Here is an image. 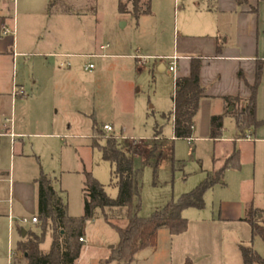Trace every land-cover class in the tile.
<instances>
[{"label":"rangeland","instance_id":"rangeland-1","mask_svg":"<svg viewBox=\"0 0 264 264\" xmlns=\"http://www.w3.org/2000/svg\"><path fill=\"white\" fill-rule=\"evenodd\" d=\"M2 1L7 8L6 28L10 34L4 36L1 33V40L11 42L12 39L16 43V48L13 49L12 45L8 47L9 54L0 55V70L7 71L5 78L8 88H11L14 78L27 89L30 88L33 67L44 59L34 56L36 52L83 55L82 58L71 60L80 64L72 76L64 78L60 74L56 75V79L65 81V96L43 103L49 105L47 117H55L58 130H68L71 125V134L83 133V141L68 142L65 151L50 147L41 150L42 157L39 155L44 173L59 180L55 188L67 203L70 217L78 218L83 214L85 171L92 173L111 198L115 199L118 195L110 163L103 160L97 149L90 147L94 120L101 129L103 124L111 123L113 133L103 134L117 136L122 148L129 145L131 149L139 150L135 165L143 168L140 216L149 217L156 210L163 209L172 199H178L181 194L192 191L200 184L199 181L189 191L182 192L183 187L192 186L191 181L199 173L195 170L200 166L189 143L174 140L172 121L163 118V114L168 115L172 111L171 95H174L175 79L169 72L159 73L155 63L161 61L152 57L164 56L172 50L176 6H179V2L154 0L153 15L141 17L136 25L132 15L120 14L119 0H93L94 3L92 0H85V3L83 0ZM51 3L54 4L53 8L48 10ZM92 7L96 8L97 14L92 13ZM128 8L132 10L131 3ZM121 19L128 21V27L122 28ZM107 44L112 49L119 47L118 51L123 55H134L120 59H87V55L113 52L100 50L102 45ZM139 46L141 51L138 52ZM13 50L26 52L27 55L13 58ZM49 61L54 63L55 59L50 58ZM89 63L94 65L91 72L85 71ZM8 107L10 113V104ZM13 107L17 114V129L43 132L38 129L41 118L34 109L36 102L31 96L18 99ZM226 123L229 129H236L233 118H228ZM160 131L162 139L156 140V134ZM95 137L105 143L102 135ZM187 177L189 181L185 180ZM23 218L31 220L30 215H22L18 219L20 226H15L12 232L11 247L8 224L5 226L0 220V264H9V250L16 252L22 230L40 233V226L22 224L20 220ZM114 223L125 227L127 220H115ZM84 234L88 242L84 246L90 247V250L82 254L78 264H100L102 259L109 258V248L119 243L118 232L103 218L87 221ZM50 242L51 229L48 228L42 250L48 251ZM255 249L264 258L263 242L258 240ZM153 253V249L143 251L137 264L164 262V254L158 262V256Z\"/></svg>","mask_w":264,"mask_h":264},{"label":"crops","instance_id":"crops-1","mask_svg":"<svg viewBox=\"0 0 264 264\" xmlns=\"http://www.w3.org/2000/svg\"><path fill=\"white\" fill-rule=\"evenodd\" d=\"M83 2L85 3V0ZM92 2L94 3L93 0ZM178 2L172 50L164 56L152 57L161 61L155 63L159 73H171L168 69L169 58L177 56V78L190 75L192 59L202 61L200 78L206 93L200 101L194 120L192 138L183 140L189 143L200 167L195 170L199 173L191 181L192 186L183 187L182 192L189 191L199 181L203 182L209 173L221 169L235 148L240 152L241 169H229L225 172L223 182L205 194L204 209H187L183 212V216L188 220L185 233L172 236L168 230H160L158 245L153 254L158 256V262L159 257L164 254V262L159 264H243L241 247L255 249L258 240L263 242L260 238L253 241L251 226L242 219L249 207L264 209V125L246 138H239L236 123V129L227 127L226 120L233 118L227 113L233 112L234 107H229L225 99L238 98L245 101L252 95L251 87L255 83L257 61L264 62V0H176V4ZM50 5L48 10L53 8H50ZM6 12L7 8L0 0L2 35L8 30ZM153 13L154 0H151V14ZM94 14H97V11ZM139 20L140 18L135 19L136 25ZM119 22L122 28L128 27L127 20L121 19ZM10 41L3 42L0 36V55L9 54L10 45L13 49L16 48V43L12 39ZM100 50L113 52L87 55V59H120L134 55H123L118 51L119 47L112 49L110 44L102 45ZM137 51H141L140 46ZM26 55V52L13 50V58ZM33 55L44 59L33 67L29 89L15 78L11 88H8L5 78L7 71L0 70V195L4 192L0 198V220L5 226L8 224L10 247L12 232L15 226H20L18 219L22 215H30L31 219L38 217V190L35 181L42 167L39 161V155L43 156L41 150L50 147L56 150L59 147L63 152L67 149L68 142L83 141V133L71 134V125L68 130H58L55 117H47L49 105L43 104L65 96V81L56 79V75L60 74L59 76L64 78L72 76L80 64L71 60L82 58L83 55L52 51L36 52ZM50 58L55 59L54 63L49 61ZM63 68L68 69L70 73ZM15 88L23 89L24 95L14 97ZM30 96L36 102L34 109L41 118L38 129L43 132L17 129V114L13 106L18 99ZM171 97L173 110V95ZM8 104L11 106L10 113ZM52 109L54 110V107ZM52 109L50 111H53ZM213 116L224 117L223 136L216 142L210 139ZM256 117L258 121H264V67L257 93ZM105 125H110L114 130L111 123L103 124L102 129ZM173 138L176 140L174 128ZM155 139L162 137L160 135ZM90 144L92 145V141ZM185 180L189 181V177ZM31 225L39 226L40 221L39 224ZM83 239V245L88 244L85 234ZM51 243L52 241L49 249ZM147 249L150 248L139 251L132 264H137L140 254ZM89 250L90 247L84 246L82 254ZM106 261L107 257L102 259L100 264H107Z\"/></svg>","mask_w":264,"mask_h":264},{"label":"trees","instance_id":"trees-1","mask_svg":"<svg viewBox=\"0 0 264 264\" xmlns=\"http://www.w3.org/2000/svg\"><path fill=\"white\" fill-rule=\"evenodd\" d=\"M132 5V10L128 4ZM142 3V4H141ZM51 3L50 8L53 7ZM120 14L130 13L136 20L151 14V0H119ZM95 13L96 8L91 9ZM221 48L219 47V51ZM200 59H192L191 71L188 77L176 79L173 95V110L163 114V118L173 122L176 140H189L193 135L195 117L199 111L201 99L206 89L201 85ZM263 61H257L255 83L251 87L252 95L248 100L226 98L229 107H234L231 115L236 123L239 138L249 134L264 125L256 117L257 93L263 75ZM103 130V131H102ZM224 117L213 116L211 119L210 139L214 142L223 136ZM104 129L93 121L92 145L97 149L104 161L111 165L112 177L116 180L118 195L111 198L105 187L100 184L92 173L84 172L83 183V215L74 218L68 215V205L63 201L61 193L55 188L59 182L56 177L44 173L40 167V175L36 179L38 197V219L40 233L21 231V238L16 248L17 264H77L82 256L84 245L80 241L84 237V226L87 221L103 218L112 225L119 234V243L111 250L106 263L122 262L132 264L136 254L146 248L156 250L160 230H168L170 235L183 234L188 229V220L183 216L187 209L202 210L205 208V194L216 185L223 182L224 174L229 169L240 170V152L233 149L219 170L209 173L207 178L189 193L172 199L161 210H156L149 217L140 216L141 194L143 187V168L135 165V156L139 150L131 146L122 148L119 138L115 135H104ZM106 133V132H105ZM103 136L101 143L95 136ZM161 135L157 132L156 137ZM157 171H155V177ZM127 220L125 227L115 225V220ZM252 229L253 241L260 238L264 243V209L249 207L242 219ZM51 229V247L42 250L45 242V232ZM23 232L26 236L23 237ZM243 264H264V258L253 247H241ZM22 260L24 263H22Z\"/></svg>","mask_w":264,"mask_h":264},{"label":"built area","instance_id":"built-area-1","mask_svg":"<svg viewBox=\"0 0 264 264\" xmlns=\"http://www.w3.org/2000/svg\"><path fill=\"white\" fill-rule=\"evenodd\" d=\"M10 33L9 30H5L4 31V35H8ZM170 60V63H169V71L174 75V83L176 85V75H177V70H178V61H179V58L177 56H174V57H171L169 58ZM94 69V65L93 64H88L87 66H85V71H88V72H91L92 70ZM176 90V88H175ZM175 93V91H174ZM21 95H24V91L23 89H16L14 90L13 92V96L14 97H18V96H21ZM104 131L107 133V134H110V133H113V128L110 126V125H105L104 126ZM20 222L22 224H39V219L38 217H33L31 220L27 219V218H23L20 220ZM82 243H84V239L82 238L80 240ZM16 252H14L12 249L9 250V264H17L16 263Z\"/></svg>","mask_w":264,"mask_h":264},{"label":"water","instance_id":"water-1","mask_svg":"<svg viewBox=\"0 0 264 264\" xmlns=\"http://www.w3.org/2000/svg\"><path fill=\"white\" fill-rule=\"evenodd\" d=\"M232 110V109H231ZM26 236V232H23V237H25Z\"/></svg>","mask_w":264,"mask_h":264}]
</instances>
